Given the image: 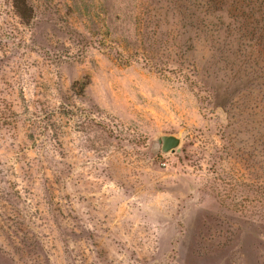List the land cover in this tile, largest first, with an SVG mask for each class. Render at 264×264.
Returning <instances> with one entry per match:
<instances>
[{
	"label": "rangeland",
	"instance_id": "1",
	"mask_svg": "<svg viewBox=\"0 0 264 264\" xmlns=\"http://www.w3.org/2000/svg\"><path fill=\"white\" fill-rule=\"evenodd\" d=\"M0 264H264V0H0Z\"/></svg>",
	"mask_w": 264,
	"mask_h": 264
},
{
	"label": "water",
	"instance_id": "2",
	"mask_svg": "<svg viewBox=\"0 0 264 264\" xmlns=\"http://www.w3.org/2000/svg\"><path fill=\"white\" fill-rule=\"evenodd\" d=\"M156 143L163 153H168L178 147L180 138L172 134H163L157 137Z\"/></svg>",
	"mask_w": 264,
	"mask_h": 264
},
{
	"label": "trees",
	"instance_id": "3",
	"mask_svg": "<svg viewBox=\"0 0 264 264\" xmlns=\"http://www.w3.org/2000/svg\"><path fill=\"white\" fill-rule=\"evenodd\" d=\"M14 2H16V0H13Z\"/></svg>",
	"mask_w": 264,
	"mask_h": 264
}]
</instances>
